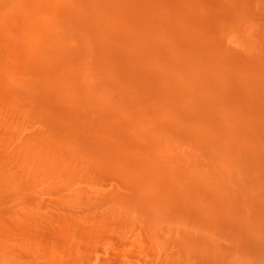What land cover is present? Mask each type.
Listing matches in <instances>:
<instances>
[{
  "label": "bare ground",
  "instance_id": "1",
  "mask_svg": "<svg viewBox=\"0 0 264 264\" xmlns=\"http://www.w3.org/2000/svg\"><path fill=\"white\" fill-rule=\"evenodd\" d=\"M0 264H264V0H0Z\"/></svg>",
  "mask_w": 264,
  "mask_h": 264
},
{
  "label": "rangeland",
  "instance_id": "2",
  "mask_svg": "<svg viewBox=\"0 0 264 264\" xmlns=\"http://www.w3.org/2000/svg\"><path fill=\"white\" fill-rule=\"evenodd\" d=\"M176 43H177V44H176ZM176 43H175V44L178 45L177 47H179V46L181 45V46L179 47L180 49H183V48H184V46L182 45V43H179V42H176ZM178 43H179V44H178ZM185 49H186V48H184L183 50H185ZM71 107H72V108H71ZM75 107H76V106H70V109L73 110V109H75ZM35 123L37 124V126H43V127L46 126V124H45V122H44L43 120H38V121L35 122ZM67 138H68V137H66V139H67ZM71 139L74 140L73 137H72ZM71 139H70V142H71ZM177 143H179V142H176L175 144H177ZM66 176H67V178H65ZM62 179H64V180L68 179V175H67V174H66V175H63ZM84 184H85V183H84ZM54 194H55V193H54ZM49 196H50V195L46 196L45 199H46L47 197H49ZM53 196H54V198H57L58 195L55 194V195H53ZM50 198H51V197H50ZM28 206H29V208H34V205H33V204H30V205H28ZM57 225H59V224H57ZM60 225H61V224H60ZM60 225H59V226H60ZM57 227H58V226H57ZM51 228H52V227H51ZM51 228H49L48 233H50V232L52 233V232H53V229H51ZM78 236H79V235H78ZM75 238H78L76 234H75ZM45 240H46V241H43L42 243H40V246H39L38 248H39L41 251L43 250V252H45V250H46V252L48 253V252H49L48 249H50V246L53 245V240H54V238L52 237V235L49 234V236H47V239L45 238ZM116 241H117V240H116ZM51 242H52V243H51ZM112 242H113V241H112ZM114 242H115V241H114ZM114 242H113V243H114ZM42 244H43V245L45 244V245H44V246H41ZM116 244H117V243H116ZM118 244H119V243H118ZM114 245H115V244H114ZM119 245H120V246H119ZM119 245H118V246H119V247H118V250H119V248H120V249H121V248L123 249L124 246L121 245V244H119ZM121 246H123V247H121ZM113 247H116V248H115V251H116V249H117V245H116V246H113ZM35 248H36V247H35ZM112 249L114 250V248H112ZM110 251H111V249H110ZM110 251H108L107 253H103V252H105V251H102V252H100V253H102V255H103L102 257L107 258V257H109V252H110ZM46 252H45V253H46ZM110 253H113L114 255L116 254V252L114 253V251H112V252H110ZM27 255H28V256H27ZM27 255H26V257H28V258L31 257L30 254L27 253ZM47 255H48V254H47ZM62 255H63V254H62ZM110 255H112V254H110ZM112 256H113V255H112ZM104 258H102V259H104ZM104 260H105V259H104Z\"/></svg>",
  "mask_w": 264,
  "mask_h": 264
}]
</instances>
